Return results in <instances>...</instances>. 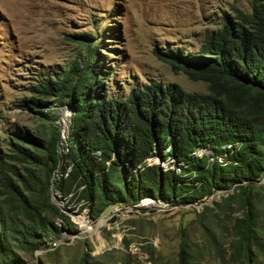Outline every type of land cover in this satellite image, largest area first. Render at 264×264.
<instances>
[{"label":"trees","instance_id":"obj_1","mask_svg":"<svg viewBox=\"0 0 264 264\" xmlns=\"http://www.w3.org/2000/svg\"><path fill=\"white\" fill-rule=\"evenodd\" d=\"M235 11L198 52H156L190 80L206 83L205 95L155 82L126 98L113 96L104 42L76 37L83 50L69 70L42 76L19 105L49 125L14 126L0 141V264H28L22 252L35 253L52 235L78 232L52 191L82 203L95 222L108 209L147 199L184 207L233 188L226 201L239 197L243 216L234 223L232 257L257 263V253L264 254L254 197L264 190V0H254L250 14ZM62 107L72 112L65 140ZM179 258L196 264L185 240Z\"/></svg>","mask_w":264,"mask_h":264},{"label":"rangeland","instance_id":"obj_2","mask_svg":"<svg viewBox=\"0 0 264 264\" xmlns=\"http://www.w3.org/2000/svg\"><path fill=\"white\" fill-rule=\"evenodd\" d=\"M253 2L0 0V141L9 136L14 126L36 130L49 125L19 105L32 97V88L42 76L69 70L83 50L75 43L76 37H91L93 44L104 42L101 52L107 70L113 73L108 84L113 96L126 98L132 89L155 82L177 84L189 93L208 94L206 83L190 80L156 52H198L205 38L236 14L235 9L250 14ZM168 165L169 162L163 166ZM219 191L213 201V196L206 197L201 203L184 207L147 199L125 205L134 212L123 210L116 217L111 218V210L120 207L108 209L95 222L89 217V209L80 210L82 203L74 206L76 202L60 197L65 209L77 211L68 215L78 232L52 235L40 250L21 255L28 264H82L86 258L99 264H179L185 240L196 264H247L244 258L234 259L231 252L234 223L243 216L239 197L227 202L236 193L234 188ZM254 194L264 239V190ZM216 202L223 204L222 209L215 206ZM205 207L213 211H205ZM101 219L106 220V225L91 232L89 226ZM57 223L63 226L61 220ZM218 245L222 248L219 251ZM256 264H264L263 253H257Z\"/></svg>","mask_w":264,"mask_h":264},{"label":"water","instance_id":"obj_3","mask_svg":"<svg viewBox=\"0 0 264 264\" xmlns=\"http://www.w3.org/2000/svg\"><path fill=\"white\" fill-rule=\"evenodd\" d=\"M58 124H60L61 130H63V128L65 127V121L62 119V116H61V118H60ZM219 192H220V191H219ZM220 193H221V192H220ZM220 193H219V194H220ZM214 199H215L214 196L211 197V201H213ZM52 200H53L54 204H56V205L62 210V212L65 213V214H67V215H68L70 212H77V211H73V210H71V209H65L64 202L60 199V197L57 196V194H56L54 191H52ZM192 205H193V204H192ZM102 220H105V219H101L100 221H102ZM100 221H99V222H100ZM81 234H83V233H81Z\"/></svg>","mask_w":264,"mask_h":264},{"label":"clouds","instance_id":"obj_4","mask_svg":"<svg viewBox=\"0 0 264 264\" xmlns=\"http://www.w3.org/2000/svg\"><path fill=\"white\" fill-rule=\"evenodd\" d=\"M71 115H72V112L69 110L68 107H62L60 109V118L62 116V119L65 121V127L63 128V130H61V127H60L61 137L63 140H65L67 137V131H68L69 126H70Z\"/></svg>","mask_w":264,"mask_h":264},{"label":"bare ground","instance_id":"obj_5","mask_svg":"<svg viewBox=\"0 0 264 264\" xmlns=\"http://www.w3.org/2000/svg\"><path fill=\"white\" fill-rule=\"evenodd\" d=\"M202 153H204V151ZM199 157H201V156H199ZM105 225H106V220H102L98 224L90 225L89 229L91 230V232H97V231H100L101 228H103Z\"/></svg>","mask_w":264,"mask_h":264},{"label":"built area","instance_id":"obj_6","mask_svg":"<svg viewBox=\"0 0 264 264\" xmlns=\"http://www.w3.org/2000/svg\"><path fill=\"white\" fill-rule=\"evenodd\" d=\"M160 207H161V205H160ZM123 210H126V212H134V211H129L128 206H120V210H111V218L119 216Z\"/></svg>","mask_w":264,"mask_h":264}]
</instances>
